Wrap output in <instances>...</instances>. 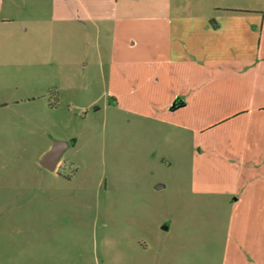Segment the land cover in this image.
Instances as JSON below:
<instances>
[{
    "label": "rangeland",
    "instance_id": "374dc122",
    "mask_svg": "<svg viewBox=\"0 0 264 264\" xmlns=\"http://www.w3.org/2000/svg\"><path fill=\"white\" fill-rule=\"evenodd\" d=\"M128 1L134 7L118 15L124 22L116 44L136 39L139 50L152 54L148 36H155L161 0ZM207 2L184 1L196 7ZM4 3L0 264H258L254 253L231 249L236 214L228 200L192 193L189 136L171 139L111 93L114 7H92L95 24L83 18L81 26L60 21L64 13L46 0H26L24 7ZM253 3L264 7V0ZM55 141L69 147L50 172L40 162ZM222 159L216 152L197 159L196 189L236 181L220 170ZM242 227L255 226L247 221ZM226 232L232 236L227 252Z\"/></svg>",
    "mask_w": 264,
    "mask_h": 264
},
{
    "label": "crops",
    "instance_id": "0c3cea01",
    "mask_svg": "<svg viewBox=\"0 0 264 264\" xmlns=\"http://www.w3.org/2000/svg\"><path fill=\"white\" fill-rule=\"evenodd\" d=\"M46 1L64 13L60 21L81 26L83 18L95 24L92 7H114V40L108 53L111 93L128 110L161 125L171 139L181 133L189 136L194 143L188 159L192 193L225 197L236 214L231 249L238 252L242 247L239 252H252L258 259H251L264 264L259 259L264 256V7H256L253 0L238 5L208 0L206 7L161 0L155 4V36H148L153 53L148 54L138 49L136 39L116 44L117 29H123L118 15L134 7L128 0ZM4 2L0 0V21L5 20ZM11 2L24 7L26 0ZM22 32L28 33V28L22 27ZM215 152L223 158L220 170L236 181L232 178L217 190L196 189L194 177L202 170L195 162ZM247 221L255 226L251 231L242 227ZM224 236L227 252L232 236Z\"/></svg>",
    "mask_w": 264,
    "mask_h": 264
},
{
    "label": "water",
    "instance_id": "95a60500",
    "mask_svg": "<svg viewBox=\"0 0 264 264\" xmlns=\"http://www.w3.org/2000/svg\"><path fill=\"white\" fill-rule=\"evenodd\" d=\"M68 147V142L55 141L54 146L43 156L40 162L41 166L50 172H54Z\"/></svg>",
    "mask_w": 264,
    "mask_h": 264
}]
</instances>
